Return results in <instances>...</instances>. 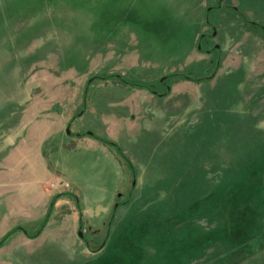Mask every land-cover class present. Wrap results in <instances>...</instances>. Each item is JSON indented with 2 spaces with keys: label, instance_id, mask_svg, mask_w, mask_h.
I'll return each instance as SVG.
<instances>
[{
  "label": "rangeland",
  "instance_id": "1",
  "mask_svg": "<svg viewBox=\"0 0 264 264\" xmlns=\"http://www.w3.org/2000/svg\"><path fill=\"white\" fill-rule=\"evenodd\" d=\"M117 1L0 0V238L58 193L83 215L79 229L72 200H57L36 238L0 247V264H264V31L249 24L264 27V0L208 6L202 51L183 60L123 22ZM216 58L211 79H167L158 95L161 77L209 73ZM111 74L157 93L111 79L85 91ZM77 132L116 142L134 177ZM127 192L92 252L83 236H102Z\"/></svg>",
  "mask_w": 264,
  "mask_h": 264
},
{
  "label": "crops",
  "instance_id": "2",
  "mask_svg": "<svg viewBox=\"0 0 264 264\" xmlns=\"http://www.w3.org/2000/svg\"><path fill=\"white\" fill-rule=\"evenodd\" d=\"M234 1L235 6L233 7L237 11L236 0ZM250 1L255 5L259 0ZM217 3L218 0L117 1L118 7L122 10L123 22H127L129 19L132 22L138 20L142 28L141 34L149 37L150 41L153 39L155 43L163 44L164 51L172 52L173 57L179 60L193 56L196 53L199 37L205 35L209 27L207 19L209 10L207 8L208 6L215 7ZM226 5H229L228 0H223L222 7H226ZM246 11H248L247 8ZM236 17L237 19L240 18L237 12ZM237 23L245 24L238 20ZM226 47H228V44ZM175 54L177 55L175 56ZM208 60L211 62L213 60L212 56ZM225 64L226 61L223 62V71L226 68ZM230 72L236 73L237 71L232 69Z\"/></svg>",
  "mask_w": 264,
  "mask_h": 264
},
{
  "label": "trees",
  "instance_id": "3",
  "mask_svg": "<svg viewBox=\"0 0 264 264\" xmlns=\"http://www.w3.org/2000/svg\"><path fill=\"white\" fill-rule=\"evenodd\" d=\"M221 4H222V0H218L217 5L215 7L210 8V9L219 8L221 6ZM249 24L253 25V26H257L264 31V27L261 26L260 24L256 23V22H249ZM203 36L204 35H201L199 37V40L197 43L199 51H202L200 48V39ZM204 51L209 53L211 50L208 49V50H204ZM218 67H219V60H218V58H216V60L213 62L212 70L209 73H205L203 75L198 76V75H194L193 73H190V72H176V73H171V74H168L166 76H163L159 79V81L163 86H165V91L158 94V95L165 96L168 94L169 85L167 83H165V81L167 79L186 80V81H192V82L198 83L201 81L211 79ZM93 79H101V80L111 79V80L117 81V82H119L125 86L135 87V88H139V89H145L152 94L157 93L150 86H146V85L139 84L136 82H130V81L124 79L119 74H111V75L104 76V77L94 76L87 81L86 86H85V91ZM74 136L77 138L88 137V138L94 139V140L100 142L102 145L113 150L115 152V154L119 157V159L122 160L124 166L130 171L131 175L134 177V167H133L132 162L130 161L129 157L123 152L122 148L116 142H113V141L108 140L104 137L98 136L92 132H84V133L77 132L76 134H74ZM130 196H131V193L127 192L126 198L122 202H118V201L114 202V204L110 210V213H109L108 222L105 223V227H104V231H103L102 236L97 235L95 237H92L91 239H87L85 236H83L84 237L83 240L85 241L89 250H91L92 252H97L99 249H101L104 246V244H105V242L109 236L111 225H112L113 218H114L115 211H116L117 207L120 205L128 203L130 200ZM61 198H66V199L72 200V202L74 203L76 210H77V215H78L79 229H81L82 225H83V215H82V209H81L80 200H79L78 196H76L75 194H73L71 192L58 193V194H55L54 196L51 197V199L48 203L46 212L39 222L34 223V224H30L28 226L16 225V226L12 227L3 236H1L0 247L3 246L4 244H6L13 236H15L18 233L23 234L28 239L36 238L43 231V229L45 228V226L49 222V220L51 218V214H52V209L54 207L55 202Z\"/></svg>",
  "mask_w": 264,
  "mask_h": 264
},
{
  "label": "water",
  "instance_id": "4",
  "mask_svg": "<svg viewBox=\"0 0 264 264\" xmlns=\"http://www.w3.org/2000/svg\"><path fill=\"white\" fill-rule=\"evenodd\" d=\"M213 35H215V32H214V34H213ZM215 47H216V48H218V45H217V46H215ZM66 132H67V133H69V130L67 129V130H66ZM78 235L81 237V236H82V232H78Z\"/></svg>",
  "mask_w": 264,
  "mask_h": 264
}]
</instances>
